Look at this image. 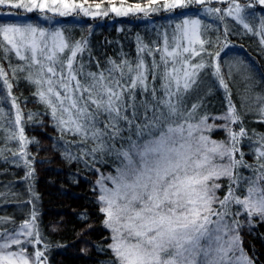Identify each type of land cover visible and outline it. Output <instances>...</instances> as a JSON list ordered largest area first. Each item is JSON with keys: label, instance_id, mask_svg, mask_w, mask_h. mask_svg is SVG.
Instances as JSON below:
<instances>
[{"label": "snow or ice", "instance_id": "obj_1", "mask_svg": "<svg viewBox=\"0 0 264 264\" xmlns=\"http://www.w3.org/2000/svg\"><path fill=\"white\" fill-rule=\"evenodd\" d=\"M219 2L227 3V9L207 7L211 0H149L143 7L137 3L134 8L111 10L117 16L143 13L149 17L203 6L206 14H218L221 20L233 17L253 31L246 22V15H251L246 9L253 3ZM255 3L264 6V0ZM0 7L15 10L8 15L36 12L44 20L51 19L47 13L65 17L79 10L90 14L74 0H0ZM201 25L200 18L185 17L175 23L171 35L164 30L162 40L154 45L139 43L134 59L121 56L103 65L97 61L95 71H86L78 59L86 41L70 43L61 29L50 31L30 20L0 23V50L9 60L14 54L23 62L12 67V79L23 73L61 138H72L64 147L66 159L91 164L99 175L97 198L103 224L111 232L108 248L113 264H259L247 254L241 232L254 221L264 222V135L253 139L243 127L220 64H206L201 58L207 43L201 38ZM260 28L258 34L264 37V18ZM208 55L219 61V51ZM206 67L214 69L211 75L225 91L228 106L222 116L201 114L203 102H191ZM0 80L7 89V96L0 94V100L10 99L15 109L11 121L15 130L7 139L17 142L19 149L12 156L24 159L28 179L34 169L26 148L35 141L25 136L21 126L25 117L2 64ZM253 104L264 123V95H257ZM26 118L31 121L33 116ZM217 130L225 131V139H212L211 133ZM245 139L253 163L245 159ZM73 145L79 155L71 152ZM108 159L119 162L115 175L95 167ZM35 219L33 210L31 220ZM20 227L21 232L0 243V264H45L42 251L30 255L26 247L41 243L39 231L34 235V224L28 221ZM13 245L18 250H8Z\"/></svg>", "mask_w": 264, "mask_h": 264}, {"label": "trees", "instance_id": "obj_2", "mask_svg": "<svg viewBox=\"0 0 264 264\" xmlns=\"http://www.w3.org/2000/svg\"><path fill=\"white\" fill-rule=\"evenodd\" d=\"M74 2L82 4L84 9L88 7L91 12L100 11V14L85 16L83 11L77 10L69 16L61 17L47 13L51 19L44 20L36 12L8 15L15 10L0 7V13H3L0 15V23H23L30 20L50 31L61 29L70 43L86 41V50L78 59L83 61L86 71H95L97 61L103 65L107 59H119L121 56L134 59L139 43L152 46L162 40L164 30L171 35L175 23L183 18H200L201 38L207 42L204 45L206 51H201V58L206 64H220L232 94V102L240 112L243 127L253 135V139L264 135V123L260 122L253 104L257 95H264V43H261L264 37L258 34L261 32L264 6L255 3V0H239L241 5L249 2L254 5L246 9V13H251L246 15V22L253 29L248 31L232 17L225 16L221 20L217 18L218 14H206L203 6H193L182 13L181 10L173 13L160 11L144 17L143 13L117 16L111 9H127L135 7L137 3L143 7L149 3L148 0ZM207 7L226 10L228 4L215 0ZM105 11L107 15H103ZM195 47L200 51L199 45ZM217 51L220 52L219 61H212L208 53ZM22 63L14 54L9 60L0 50V64L9 73V80L13 84L12 95L25 117L21 126L24 127L25 136L35 141L26 148L27 159L34 172L30 178L25 179L29 168L24 165L23 158L12 156V152L18 151L19 146L15 140L7 139L15 130L11 123L15 118V109L10 99L0 100V107L4 108V113L0 115V241L28 221L34 224V235L38 230L41 239L40 244H31L30 253L33 255L36 250L42 251L47 258L45 264H113V253L108 248L112 242L111 232L103 224L105 217L100 212L97 198L96 181L99 175L91 164L86 166L82 160L66 159L64 147L72 138H61L45 105L34 95V86L24 79L23 73L17 74L18 79H12V67ZM212 71L214 69L207 67L202 70L200 89L194 93L191 102H203L201 114L222 116L228 106L225 91L218 79L211 75ZM0 94L7 96L2 80ZM28 114L33 116L31 121L26 118ZM232 127L238 130L239 126ZM225 136L223 130L211 133L212 139L218 141L225 139ZM248 143L247 139L243 141L242 150L245 159L253 163ZM70 150L73 155L80 154L75 145ZM118 163L108 159L106 163H97L95 167L106 175H115ZM242 171L248 175L246 170ZM33 210L36 212L34 222L31 220ZM239 219L243 222L245 218L242 215ZM241 235L247 254L255 256L259 264H264V222L257 220L246 225Z\"/></svg>", "mask_w": 264, "mask_h": 264}, {"label": "rangeland", "instance_id": "obj_3", "mask_svg": "<svg viewBox=\"0 0 264 264\" xmlns=\"http://www.w3.org/2000/svg\"><path fill=\"white\" fill-rule=\"evenodd\" d=\"M85 2H87V0H84ZM107 1H109V0H107ZM118 1H122V0H118ZM149 1V0H148ZM211 1H215V0H211ZM219 1V0H218ZM132 8H134V7H132ZM204 8V7H203ZM86 10H88L89 11V13H90V15L91 16H94V15H97V13H100V11L99 12H97L96 10H93L92 12L90 11V9L87 7V8H85ZM142 14V13H141ZM233 18V17H232ZM234 19V18H233ZM109 186H111V184L109 183ZM101 206V205H100ZM22 231V229H21V227L19 226L14 232H12L11 234H13V233H15V232H21ZM11 234H9V235H11ZM9 235H7V237L9 236ZM7 237H5V238H3L1 241H0V243H3L4 242V240L7 238ZM31 237H27V236H20V239L21 240H28V239H30ZM30 246L31 245H26V247H27V249H28V253L31 255V253H30ZM8 250H18V246H16V245H13L12 246V248L11 249H8Z\"/></svg>", "mask_w": 264, "mask_h": 264}]
</instances>
